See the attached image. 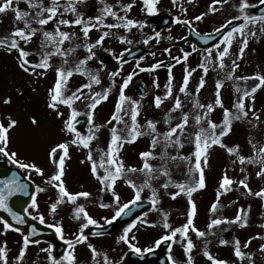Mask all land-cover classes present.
Wrapping results in <instances>:
<instances>
[{
	"label": "rangeland",
	"instance_id": "rangeland-1",
	"mask_svg": "<svg viewBox=\"0 0 264 264\" xmlns=\"http://www.w3.org/2000/svg\"><path fill=\"white\" fill-rule=\"evenodd\" d=\"M0 2H2V0H0ZM46 2L50 3V0H46ZM131 2L132 0H103V2L102 0H84L83 3L78 4L77 8L78 11L84 15L85 19L89 16L98 15L105 4L112 5L118 14L124 15L125 13L120 11L121 5ZM239 2L240 0H228V3L216 5L218 11L211 13L208 12V5L211 3V0H192V3H188L187 0H177V6L175 7L172 5L171 0H160L158 5L159 14L149 16L146 12L141 10L143 7L142 3L135 0V5L131 11L127 13V16L135 20L146 21V27L142 30L133 28L130 32L122 28L112 29L113 35L105 39L103 47L95 49L96 58L88 62L87 68L89 70L100 72L101 85H94L93 90L95 92H102L112 85V78H110L109 73L118 69L121 71L120 65L112 53L119 56L124 49H131L138 44L143 45L144 48L151 51L152 55L149 57L145 56L143 60L138 59L133 61L129 63L132 65L126 67L128 70L136 68L137 72L129 86L125 89V95L139 102L140 114L138 116V122L142 126L141 131L146 132L147 129L144 127L146 122L148 120H153L157 122V131L159 133H164L170 126L164 122L166 116L171 117V125L174 126L179 122L184 112L189 114V126L180 137L184 145L183 148L176 145H169L166 147L161 138V143L154 149V155L157 158L149 161L156 169L166 166L171 180L175 183L190 182V177L187 174V169L189 167L188 162L180 159L162 160L159 157L163 153H166L167 157L191 156L193 151V144L191 142L192 136L197 130L193 118L198 112H203V110L199 108H194L193 104L197 100L200 104L205 105L213 103L215 99V84L217 80H220L223 81L221 94L224 107L235 112L232 106L238 95H240V93L236 92V87H240L242 90L246 88L250 89L256 81L248 80L245 82L227 79V74L231 69V60L235 59L238 54L239 38L234 41L231 49L232 54L225 59L227 67L223 70L215 66V56H213L212 62H209L207 65L209 68L208 73L206 75L203 73V70L200 69L198 65L202 61L205 49L192 52V58L189 59L186 64L181 60L182 65L180 68L177 72H172L173 95L168 98H165L167 92L165 86L168 83V75L160 82L153 74L149 75V71H140V69L136 67L137 62L139 61L140 67L149 68L148 66L154 58H161L165 61V59H171L178 54V48H171L165 51V46L167 43L174 42L185 36V26L175 24L170 29L157 30L156 22L158 18L164 15H170L173 18L179 16L182 19L192 20L194 16L208 12L202 21L193 20L191 26L200 34L212 33L214 32L213 29L225 23L231 17L239 15L237 10ZM60 3L65 4L67 0H60ZM249 3L256 4L257 6L259 5L258 0H249ZM181 5L187 9L186 13L182 12ZM13 7H16V0H14ZM19 7L24 11L34 12L33 9L28 8L27 4L23 2L19 4ZM248 11L252 14L250 9ZM14 16L15 13L11 10L0 14V38L8 36L12 31L16 24ZM64 18L72 19L73 17L71 13H66ZM105 21L106 23L116 22L112 17H106ZM233 22L236 23L241 21ZM18 26L23 27V22H19ZM33 27L39 26L33 24ZM63 30L74 31L76 33V37L73 38L71 43L65 42L64 47L66 49L80 45V47L76 48V51L68 57L69 63L66 67H72L78 63L79 59L84 58L86 55V51L83 47L84 38L79 31V27L71 29L64 28ZM155 31L161 33L159 43L156 42V39H152L147 44H144L143 40L147 36H154ZM100 34V31L93 29L89 34L90 42H94ZM118 36L127 37V39L132 41V44L121 43ZM168 36H171L172 39L169 40L167 38ZM257 37H249V44L245 50L243 59L237 60L240 67L237 69L235 76H250L256 72L264 74V34L257 31ZM41 39L42 36L38 33L37 36L34 37L33 42L27 46V50L38 53ZM105 48L111 49V52H105ZM36 58L37 57H33V59ZM101 61H103V65ZM52 63L53 68L48 71L46 76L41 78L29 76L17 68L15 53L8 54L5 50L0 49V120L7 123L6 118L9 115L14 119H18V126L11 132L12 143L10 145V150L17 151L21 160L36 163L44 170L43 176L36 175L33 172L30 179L35 184V187L39 185L45 189V191L37 194L39 204L38 211L44 215L46 221L45 225L48 226V224L60 222L64 228L65 238L74 239L82 222L73 219V210L76 205L65 202L58 206L55 214H50L49 212L50 204L57 198V190L52 185L46 183L48 177L53 174L55 170V165H53L49 159L48 152L55 144L68 141L72 138L70 134L61 130L63 128L62 118H57L55 113L51 112V110L46 107L48 89L53 85L55 80L54 69L61 65L62 58L54 56L52 58ZM186 67L190 70L195 69V71L192 73L189 80L187 89L188 94H183L179 92V87L183 83L184 70ZM201 76H204L206 83L197 94L196 87ZM126 77L127 75L122 78L124 79ZM122 78L119 76L115 78L116 86L112 87L108 100L102 102L95 110L94 123L100 127L99 131L96 132L97 139L92 141L91 150L93 159L97 164H99L102 154L106 151L112 127H116L121 136L128 135L125 123L116 121H113L111 124L108 123L114 112L115 102L119 95L118 88L123 81ZM85 82H87L86 77L74 75L69 81L68 88L70 90H75ZM157 84L159 85L158 87ZM138 88L142 91L140 92ZM17 89H19L22 94L18 93ZM85 92H87V90H85ZM156 96H160L163 101L159 108H157L154 103ZM176 96H179L181 99L183 107L175 112H170ZM255 96V109L261 116V122L258 127L253 128L247 121H234L232 132L224 137V143L226 145H239L241 154L245 156L253 155L249 140H252L257 146L264 144V89L258 90ZM6 97H11L10 104L5 105L3 103ZM87 103L88 101H77L74 105L81 113L77 120H84L83 128L80 130L83 135L88 134V129L90 127L87 123ZM247 103L251 104L252 102L249 100ZM128 107L129 105L126 104L125 108ZM61 111L65 113L64 119H66L69 110L66 106H61ZM32 115H35L40 120L39 127L31 125L30 117ZM208 118L219 124L223 118V110L216 107L215 110L209 114ZM124 120L130 125L131 122L128 116H124ZM203 127H207L206 122L203 124ZM150 150H152L151 136L146 134L139 137L134 143L124 144L120 151V157L123 159L126 167L132 166L140 168L143 163L140 158V153ZM87 153V149L70 146V158L65 162V176L63 179L70 192L86 191L90 193L87 198H79L77 204L83 205L88 213L104 227L108 225L104 223L105 218H111L115 212L116 204L110 192L101 191L103 186L90 171L91 164L87 161ZM233 159H235V157L229 156L226 150L219 146H214L210 150V167L205 170L207 186L193 193V199L197 205V216L194 222L196 227L201 231H208L207 224L214 215L231 219L236 215L238 209L243 208L248 212V226L241 228L234 224H222L212 230L214 235L210 234L203 238L197 237L195 233L190 232L189 236L195 245L192 251L194 264H211L203 255L205 247H207V250L214 257L226 260L228 264H249L247 258L240 260L234 256L232 242L235 239L240 240L242 251L251 254L254 264H264V252L260 251V245L264 244V239H252L248 248L243 247L246 241L257 236V234L264 236V227L260 226L264 225V200L253 195H248L247 191L237 183L233 185L232 191L220 197V207L218 211L215 214L210 212L211 204L216 200L219 179L225 171H227L228 175L235 181H239L243 179L244 176H247V182L253 192L258 191L260 188H264V178L255 175V172L258 170L257 166L251 164L242 166L238 162L234 165L232 163ZM241 167L245 169L244 172H241ZM98 171L101 175L103 174L102 168H98ZM25 174L29 177L28 172ZM153 177L150 183L152 188L156 189L159 193L157 210H151L150 206L140 215L136 216L134 220L137 217H142L146 219L148 223L142 224L137 222L136 227L129 233L130 237H135L132 243L141 247L151 244H153L151 246L153 247L155 244L154 242L159 239L161 235L165 234V229L162 226L163 213L168 214V222L173 228L179 227L186 222V211L188 208L187 197L181 194L176 197V199H172L169 193L178 191V189L172 186L168 189L161 187L168 181L169 177L162 175L159 171L155 172ZM145 179L144 173L136 172L126 173L123 178L118 180L115 185V191L120 196V203L127 202L133 195V190L125 182L126 180H132L136 185H141ZM150 195L151 189L146 188L139 202H150ZM102 203L108 204L109 207H100ZM144 213H147V217H144ZM32 214L37 215V212L33 211ZM132 221L118 224L116 220L112 223V231L107 235L99 237L88 235L89 228L94 226H89L88 229H85V235L88 237V240L76 246L77 264H94L91 260L90 250L87 248L88 243L94 245L101 253H106L114 262L119 263L123 259L125 252L130 249L123 242L117 243V240L123 233V228ZM69 230H72V232ZM142 236H144L145 239L144 237L142 238ZM221 239L228 240L229 244L220 245L219 241ZM5 241L8 247L9 264H16L15 257L22 245L21 235L11 230L3 234L2 225H0V244H3ZM48 246L49 245L45 242L38 245L31 244L21 264H49L47 253L41 251L42 248H47ZM172 255L178 264H185L186 257L182 245L179 242V236L177 237V243L173 245ZM159 256L163 257V259H159ZM98 259L102 264V256ZM158 259L159 260H154L146 264H169L167 260V245L158 253Z\"/></svg>",
	"mask_w": 264,
	"mask_h": 264
},
{
	"label": "snow or ice",
	"instance_id": "snow-or-ice-1",
	"mask_svg": "<svg viewBox=\"0 0 264 264\" xmlns=\"http://www.w3.org/2000/svg\"><path fill=\"white\" fill-rule=\"evenodd\" d=\"M23 2L27 4L28 8L33 9L34 12L24 11L19 7V4ZM84 0H67V3L61 4L60 0H50V3L46 0H16V7H13L14 0H2L0 2V14L6 13L9 10L15 13L14 21L16 22L12 31L8 36L0 38V49L5 50L8 54L15 53L16 66L17 68L29 75L41 78L47 75L48 71L53 68L52 58L54 56H59L62 58V63L60 66L55 67V80L53 85L48 89V99L46 102V107L55 113L57 118H62L63 132L71 135V139L65 142L57 143L55 146L51 147L48 152V157L52 164L55 165V170L51 174L46 183L52 185L57 190V198L53 203L50 204L49 212L50 214H55L57 208L62 203H72L76 205L73 210V219L82 221L78 233L75 235L74 239H66L64 235V228L60 222L55 224H48L49 228H53L57 237L64 242L67 246L66 250L63 252L62 256L57 258L52 254V245L47 248H42L41 251L47 253V260L49 264H77L76 257V246L85 243L88 237L85 235V229L89 226H95L96 228L103 227L94 219L83 205L77 204L79 198H87L90 193L86 191L81 192H70L66 187L63 177L65 176V162L70 158L69 149L70 146H77L83 149H87V161L90 162V171L92 175L99 181L103 186L101 191L110 192L114 202L116 204L115 212L110 219L105 218L104 223L111 225L122 215L127 214L130 205L136 206L142 199V193L146 188L151 189V195L149 201L151 204V210H157V205L159 203V193L156 189L152 188L150 181L154 178L153 174L159 171L162 175L169 177L168 181L165 182L161 187L168 189L170 186L178 189L169 193L172 199L181 194L187 197L188 208L186 211V222L179 226L173 228L168 222V214L163 213V228L165 229V234L161 235L159 239L155 241L153 247L141 249L137 247L132 240L135 237H130L129 233L133 228L136 227L137 222L142 224H147V220L142 217H137L126 227L123 228V233L118 237L117 243L123 242L126 244L131 251L137 255H143L144 253H151L155 248H159L162 244L167 245V260L169 264H178L172 255L173 245L177 243V237L179 236V242L182 245L183 252L186 257L185 264H194L192 257V251L195 247L189 233H195L197 237L203 238L208 235H214L212 231L214 228L219 227L222 224L238 225L241 228L248 226V212L243 208L238 209L236 215L229 219L227 217L213 216L207 224L208 231H201L195 225V218L197 216V205L193 199V193L204 189L207 186L206 183V168L210 167L209 157L210 150L214 146H219L224 148L229 156L235 157L232 163L235 165L237 162L240 165L251 164L258 167L255 172L257 177L264 178V144L257 146L252 140H249V144L252 148L253 155L245 156L240 152V146H228L224 143V137L228 136L233 129L234 121H247L252 125L253 128L258 127L261 122V116L259 112L255 109V94L258 90L264 89V74L260 72L253 73L250 76H235L237 69L240 67L237 60H242L245 54V50L249 44V37H257V31L264 34V12L259 15L250 14L249 9H254L257 7L256 4L249 3V0H240L237 10L239 15L233 16L228 19L225 23H222L219 27L213 29L217 33V37H212L208 34L204 37L207 41L208 39H215L217 42L213 43L211 47L205 49V54L202 58L201 63L198 65L203 73L206 75L209 71L208 63L212 62L213 56H215V66L220 70L227 67L225 64V59L228 58L232 53L231 49L233 47L234 41L239 38V48L238 54L235 59L231 60V69L227 74V79H234L239 81L254 80L256 83L249 89H241L236 87V92L240 93L236 101L233 104L235 112L227 107H224L221 89L223 88V81L217 80L215 84V99L213 103L200 104L197 100L194 104V108H199L203 110L202 113L198 112L194 116L195 125L197 130L192 136L193 151L191 156H172L167 157L166 153L161 154L159 157L162 160H184L187 161L189 167L187 169V174L190 177V182H180L175 183L171 180L170 174L166 166H162L159 169L153 167L149 162L157 157L154 155V149L161 143V138L165 146L176 145L183 148V143L180 137L183 135L187 127L189 126V114L184 112L179 120L174 126L171 125V117L166 116L165 123L169 124V128L164 133H159L157 131V122L153 120H148L146 122L147 131H141V125L138 122L139 102L132 100L130 97L125 95V89L129 86L133 79L135 73H129L126 78L123 79L122 83L119 85L118 91L119 95L115 102L114 112L112 114L111 120L108 121L111 124L113 121L125 123L128 135L121 136L119 130L116 127L111 128L110 140L107 144L106 151L102 154L99 164L93 159V153L91 150L92 141L97 139L96 132L99 131L98 125L94 123L95 110L102 102L107 101L112 87L116 86L115 78L120 75V70H114L109 73L110 78H112V85L109 88L104 89L102 92H95L93 90L94 85H101L100 72H93L87 68L88 62L96 58L95 49L103 47L106 38L113 35L112 29H124L125 31H131L133 28L143 29L146 27V21L135 20L129 18L127 13L135 5V0L131 3L123 4L120 7V11L125 13L124 15L118 14L114 10L112 5L105 4L100 10L98 15L89 16L85 19L84 15L78 11V4L83 3ZM103 2V0H102ZM172 5L177 6V0H171ZM188 3H192V0H187ZM160 0H142V11L146 12L149 16H155L159 14ZM228 3V0H211L208 5V12L215 13L218 11L216 5H221ZM260 6H264V0H258ZM182 12L186 13L187 9L182 5L180 6ZM208 12L201 13L190 19H182L177 16L173 18V23L188 25L190 26L194 21H202ZM66 13L72 14V19L64 18ZM112 17L115 19V23H106L105 18ZM233 21H241L238 25L232 26ZM19 22H23V27L18 26ZM33 24L39 27H33ZM54 25V28H53ZM251 26V27H250ZM79 27V31L82 33L84 41L83 47L86 51L84 58L79 59L72 67H66L68 65V57L76 51L75 47L65 48V42L71 43L76 33L74 31H66L64 28H74ZM51 29V30H49ZM96 29L101 32L98 38L94 42H90V32ZM255 29V30H254ZM42 36L39 45L38 53L30 52L27 50V46L33 42L34 37L37 34ZM199 35V33H197ZM161 38V33L159 31L154 32V36H147L143 43L147 44L150 40L156 39L159 43ZM169 40L172 39L171 36L167 37ZM258 38V37H257ZM121 43L132 44V41L127 39L125 36H118ZM105 52H111V49H104ZM129 49H124L119 56L114 53L113 56L117 60L120 68L122 69L123 64L126 61L123 59L124 52H128ZM168 51V49H165ZM193 52L197 51L195 47L192 49ZM191 53L184 52L183 57H172L177 63H181V60L186 64ZM33 57H37L33 59ZM143 60L144 57L139 58ZM103 65V61H101ZM106 67V65H105ZM140 71H154L161 67V63H154L149 68L140 67L139 61L136 65ZM195 69L184 70L183 83L179 87V92L183 94H188L187 89L189 85L190 77ZM74 75H80L86 77L87 82L81 84L75 90H70L68 84L70 79ZM172 66L168 68V83L166 84V96L165 98L171 97L173 95L172 89ZM155 83V81H154ZM206 81L204 76H201L199 83L196 87V93L198 94L200 90L204 87ZM159 85L157 84V87ZM35 90V89H33ZM87 90V92H85ZM18 93L20 90L17 89ZM22 94V93H20ZM251 104H248V101ZM77 101H88L86 107L87 111V123L90 126L88 129V134L83 135L77 128V118L81 113L74 106ZM162 98L156 96L154 99L155 106L159 108L162 104ZM5 105L11 103V97H6L3 100ZM129 105L125 108V105ZM61 106H66L69 110L67 118L64 119L65 113L61 111ZM183 107L182 101L179 96L175 97V102L170 112H175ZM216 107L223 110V118L218 124L212 119L208 118L209 114L212 113ZM123 114V115H122ZM251 114V116H250ZM124 116H128L130 119V125L124 120ZM7 123L0 120V157L7 159L8 163L14 165L16 169H22L28 172L29 179L31 174L34 172L36 175L43 176L44 170L39 167L36 163L26 162L19 158L17 151L10 150V145L12 143L11 132L18 126V119H14L11 115L6 118ZM206 122L207 127H203ZM31 125L39 127L40 120L32 115L30 117ZM151 136V149L150 151H143L140 153V158L143 161L142 167L136 168L132 166H125L123 159L120 157V151L126 143H134L136 140L143 135ZM98 168L103 169V174L101 175ZM245 169L241 167V172ZM141 172L145 174L146 179L141 185H136L132 180H126L125 182L133 190V195L130 200L125 203H120V196L115 191V185L118 180L123 178L126 173H136ZM248 177L244 176L243 179L239 181L233 180L225 171L219 179L218 188L216 192V200L211 204L210 212L215 214L220 207V197L227 194L229 191L233 190V185L239 184L243 189L247 191L248 195H253L264 200V188H260L258 191L253 192L248 184ZM45 191L44 188L37 185L34 192H29V185L22 182L20 176L16 172H12L11 175L0 179V211L6 213L10 220L15 223V225H23L26 223L25 216H31L33 220H38L40 224H45V217L42 213H39V204L37 200V194ZM17 194H22L24 196H30V202L27 206L23 208V214L14 210L10 206V198L16 196ZM102 208L109 207L108 204L102 203L100 205ZM33 211L37 212V215H33ZM144 217H147V213H144ZM9 219L0 216V225H2L3 234L8 231H14L20 233L22 236V245L19 248L18 254L15 257L16 264H21L25 254L31 244H40V240H33L31 237L37 235V229L32 226L30 230L26 233L22 232L20 227L14 226ZM264 227V225H260ZM95 236L102 235V232L94 231L92 233ZM252 239H264V236H257L250 238L243 244L244 248H248L252 242ZM220 245H227L229 241L226 239H221L219 241ZM233 254L240 260L248 259L249 264H254L251 254L245 253L241 249V242L239 239H235L233 242ZM87 248L91 253V260L94 264H101L98 259L102 256V264H117L109 258L106 253H101L98 251L94 245L91 243L87 244ZM260 251L264 252V244L260 245ZM203 255L211 262V264H228V261L223 259H218L214 257L205 247ZM0 264H9V255L7 242L0 244Z\"/></svg>",
	"mask_w": 264,
	"mask_h": 264
},
{
	"label": "water",
	"instance_id": "water-1",
	"mask_svg": "<svg viewBox=\"0 0 264 264\" xmlns=\"http://www.w3.org/2000/svg\"><path fill=\"white\" fill-rule=\"evenodd\" d=\"M262 12H264V6H259L257 9L254 10V13L259 15ZM172 24V20L167 17L166 19L162 20L161 23H159L158 27H169ZM233 25V24H232ZM217 33L211 35L212 37H217ZM205 36H197L196 34H194V32L189 29V35L188 37H186L185 39L176 42L175 45L177 46H181L183 49L185 42L188 40L193 41L198 47L203 48L206 46L211 45L213 42H215V39H208L207 41L204 39ZM172 44H170L171 46ZM148 53V51H146L141 45L137 46L136 48L129 50L128 52H126L125 56H124V60L125 61H129L135 58H138L144 54ZM173 63H175L174 61L172 62H167L164 64H161V66L164 67H169L171 66ZM12 172H16L22 182H25L29 185V192L31 194V192H34V188L32 186L31 183H29L26 179H24L21 175V173L17 170H12L9 169L7 167V165L0 159V179H3L9 175L12 174ZM30 202V196H24L22 194H17L16 196L10 198V206H12L14 208V210L21 212V214H23V208L27 206V203ZM149 206V204H137L136 206H133L131 209L127 210V214L126 215H122L119 222L120 223H124L127 220H131L135 215H137L138 213H140L142 210H144L145 208H147ZM0 216H3L6 219L10 220V217L7 216L6 213H3L2 211H0ZM25 221L26 223L23 225H15L14 222H12L10 220V222H12L14 224V226L20 227L21 230L27 232L28 230H30V228L32 226H35L37 229V235L31 237V239L33 240H47L49 242H51L53 244V249H54V254L59 256V254H62V252L65 249V245L60 244L57 239L55 234L49 230L46 229L42 226H40L38 223L36 222H32L31 220H29L26 216H25ZM111 230V228H106V229H91L90 230V234H92L94 231H98V232H102L103 234L109 232ZM156 256V253H148L145 256H136L133 253H127L126 254V258L125 261L122 262L121 264H144L146 262H149L151 260H153Z\"/></svg>",
	"mask_w": 264,
	"mask_h": 264
}]
</instances>
